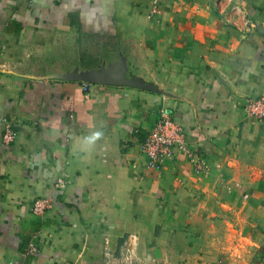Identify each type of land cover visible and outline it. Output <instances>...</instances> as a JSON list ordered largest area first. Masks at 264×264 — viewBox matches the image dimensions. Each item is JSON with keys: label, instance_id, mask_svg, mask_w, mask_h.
<instances>
[{"label": "crops", "instance_id": "0c3cea01", "mask_svg": "<svg viewBox=\"0 0 264 264\" xmlns=\"http://www.w3.org/2000/svg\"><path fill=\"white\" fill-rule=\"evenodd\" d=\"M263 94L264 0H0V264H264Z\"/></svg>", "mask_w": 264, "mask_h": 264}, {"label": "built area", "instance_id": "2783aa9c", "mask_svg": "<svg viewBox=\"0 0 264 264\" xmlns=\"http://www.w3.org/2000/svg\"><path fill=\"white\" fill-rule=\"evenodd\" d=\"M243 108L249 115L260 118L264 116V94L258 97H249L243 102ZM17 132L10 126H7L2 134V140L9 142L15 139ZM172 146L188 152L184 141V133L177 121L164 109L160 110L159 117L153 127L148 131L145 140L142 143V152L147 158L149 166H158L163 159L171 154ZM197 164V169H200ZM67 180L62 176H57L54 180V188L62 190L65 188ZM51 207L49 197L37 198L33 201L32 212L41 214L46 208ZM29 249L32 252L37 250L36 243H31Z\"/></svg>", "mask_w": 264, "mask_h": 264}, {"label": "rangeland", "instance_id": "374dc122", "mask_svg": "<svg viewBox=\"0 0 264 264\" xmlns=\"http://www.w3.org/2000/svg\"><path fill=\"white\" fill-rule=\"evenodd\" d=\"M93 53V52H92ZM98 55H99V60H100V65L102 66V65H104L105 67H107V64L109 63V60H107V59H103L102 58V56H100V53H98ZM73 61V60H72ZM92 61V60H91ZM98 62V61H97ZM75 65V61L73 62V63H71L70 64V67H69V69H70V71H73L74 70V68H72L71 66L72 65ZM91 65H93V64H91ZM103 66V67H104ZM115 264H134V262L133 263H129V260L128 259H126V257L125 256H120V258L116 261V263Z\"/></svg>", "mask_w": 264, "mask_h": 264}, {"label": "clouds", "instance_id": "9594fccd", "mask_svg": "<svg viewBox=\"0 0 264 264\" xmlns=\"http://www.w3.org/2000/svg\"><path fill=\"white\" fill-rule=\"evenodd\" d=\"M100 135V133L99 132H97V133H94L93 134V136L92 137H90L89 139L90 140H94V139H96L98 136Z\"/></svg>", "mask_w": 264, "mask_h": 264}]
</instances>
